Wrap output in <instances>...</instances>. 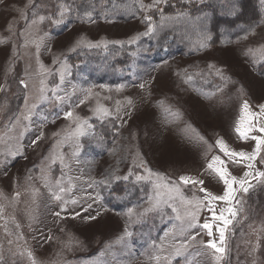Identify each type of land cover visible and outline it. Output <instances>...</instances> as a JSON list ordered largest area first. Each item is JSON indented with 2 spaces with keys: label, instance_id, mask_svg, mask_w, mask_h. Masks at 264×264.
Wrapping results in <instances>:
<instances>
[{
  "label": "rangeland",
  "instance_id": "1",
  "mask_svg": "<svg viewBox=\"0 0 264 264\" xmlns=\"http://www.w3.org/2000/svg\"><path fill=\"white\" fill-rule=\"evenodd\" d=\"M206 1L194 0L197 3ZM258 1L264 11V2ZM148 2L150 0H145V3ZM58 3V0H33L30 5L29 0H0V40L4 41L0 43V85L5 88L0 91V106L6 107L5 111L0 112V129L8 117L23 110L24 90L20 87L19 80L24 78L28 65H31L32 70L36 68L35 57L23 54L34 53L35 48L19 47L23 43L19 33L27 22L22 18L21 12L32 19V10L39 5L36 8L38 14H54L58 10ZM141 16L139 13L127 21L102 19L64 26L67 16L61 25L55 26L48 21L41 25L42 32L49 33L47 44L51 48L50 52L42 50L40 59L45 65L55 68L53 57L66 59L67 63L70 55L78 54L82 58L73 64V68L68 63L71 74L66 76L65 88L70 91L73 85L81 88L94 86L93 91L100 93L99 102L110 111H115L117 100L121 101L123 107L121 119H97L93 116L90 109L96 106V98L75 109L82 117L90 118L92 128L87 136L81 138L79 162H73L71 171L68 172L74 185L70 196L79 202L69 204L66 211L61 213L64 219H60L53 213L60 211L61 202L52 200L38 180L29 181L27 177L39 175L41 161L53 143L52 133L68 124L63 119V111L68 106L65 104L57 108L50 103L41 105L21 141L24 145L23 155L0 165V192L7 197L0 198V205L4 206L6 219L15 217L16 222L21 225L16 229L14 224L8 223L9 230L13 232L11 237L0 227V255L3 256L4 264H30L26 256L13 255L24 249L32 251L37 264H148V244L152 239L158 240L171 227V220L165 219L162 222L157 216H149L143 222L131 225L130 230L134 232L131 247L125 249L115 243L128 220L124 213L128 208L144 205L146 200L147 186L134 183L135 173H143V169L136 168L132 163L133 155L139 152L149 168L165 176L178 178L180 175H189L203 179V186L208 191L221 195L223 183L206 170V164L213 155H221L226 159L215 147V141L223 138L236 151H251L254 146L253 141L239 140L234 126L244 100L249 101L256 111L264 103V63H253L252 57L246 54L247 49L264 45V17L247 34L232 41L225 39L219 46L210 45L200 51L192 50L196 40L188 49H177L174 46L177 50L172 48V51V34H166L162 38V45H158L155 36H151L141 37L134 45L110 44L107 49L81 46L70 51L81 38L91 42L127 41L145 30L146 25L142 23ZM14 45L20 59L13 54ZM110 49L117 50L112 54ZM88 50L101 54L104 64L110 68L116 62L123 63L122 68L110 70L109 73L111 78H117L118 81L120 79V82L101 84L103 72L92 75L91 79L87 78V69L95 67L94 63L84 59L88 55L83 51ZM104 64L101 66L102 70ZM209 64L220 69L228 79H221V76L215 74V68H208ZM189 75L192 76V81L184 83ZM58 82V76L50 78V83ZM140 84L145 87L141 89ZM101 85L111 91L102 89ZM120 85L124 86L123 89L115 91ZM29 95L32 102V93ZM79 98H82V94L78 93L74 102L78 103ZM128 99L132 101L130 111L126 105ZM167 110L179 115L170 114ZM45 116L47 120L43 119ZM109 119L114 121L117 130L114 139L107 144L101 138L97 123ZM41 132L44 134L43 139L37 146H31L32 140ZM197 133L207 143L200 141ZM209 145L212 146L211 150ZM111 149L116 151L113 153ZM63 151L67 152L68 149ZM130 167L134 174L128 181L110 179L108 184L88 187L91 179L103 180L116 169L118 171H115V175L123 177L128 174ZM256 168L264 171V163H257ZM245 170L242 165H229V171L237 177L242 176ZM60 175V166L57 164L53 177ZM252 183L254 187L247 194H237L242 211L234 226L226 231L227 252L219 264H264V183ZM136 185H141L144 192L140 197L132 198ZM33 187L40 190L35 202L31 196ZM114 189L122 193L117 192L120 196L114 197V203L119 201L125 205L127 202L128 207L119 210L107 207L104 192L109 193ZM190 189L191 186L184 190L188 197L192 196ZM17 192L21 195L13 203L12 197ZM226 206L223 202H216L217 212L220 207ZM168 212L171 215L170 210ZM90 216H95L96 219H87ZM206 219H210L209 213L201 210L199 223ZM3 223L0 220V225ZM193 232L200 233L197 241L209 239L205 231L194 229ZM16 233L22 234L24 239L17 241ZM70 237L79 241V244L70 245L71 250L66 247ZM213 238L218 239L215 231ZM8 239L13 240L12 245L7 243ZM106 244H110L111 248H106ZM257 244L259 247L253 251ZM102 251L104 255L101 256ZM189 253L186 259H179L174 264H217L210 250L205 251L199 243L189 249Z\"/></svg>",
  "mask_w": 264,
  "mask_h": 264
},
{
  "label": "snow or ice",
  "instance_id": "2",
  "mask_svg": "<svg viewBox=\"0 0 264 264\" xmlns=\"http://www.w3.org/2000/svg\"><path fill=\"white\" fill-rule=\"evenodd\" d=\"M194 0H150L145 3V0H132L130 4H126L125 7L133 15L141 13V21L146 25L143 32L133 35L127 41H107L101 40L99 42L86 41L83 38L77 41L76 45L70 49L75 51L78 47L91 48H108L110 44L128 45L137 44L141 37H151L158 32L165 30L169 25H175L187 18L186 10H178L174 15H166L164 8L171 5L173 8H178L179 5H190ZM203 2V0H201ZM264 2V0H262ZM33 0H29L31 5ZM39 5L36 6L38 8ZM36 8L32 10V19L21 12V16L25 19L26 25L19 33V36L23 39V43L20 44V49H27L34 47V53H23L30 58L35 57V70H32L31 65H28L25 69L24 78L19 80L20 87L24 90V108L23 110L13 116L8 117L7 122L3 128L0 129V165L8 163L10 160H14L17 156L23 155L24 145L21 141L24 138L25 132L30 129L33 118L37 115L38 109L43 104H53L57 108H61L67 104V110L63 111V119L68 121L65 128L52 133L53 143L48 150V154L45 155L41 161L40 173L38 176H28L27 180H38L43 188H45L54 201L61 202L60 211L53 213L56 217L64 219L61 215L66 211L69 204L75 205L79 201L76 198L70 196L73 191V178L68 176V172L71 171V165L73 162L78 163V157L82 148L81 138L89 134L92 125L90 124L89 117H82L75 111L81 105H84L87 101L96 98L97 103L94 108H91L93 116L97 119H103L105 117H111L113 119H121L120 112L123 107L121 101H116L115 111H110L108 107L99 102L100 93L94 92L93 87L81 88L78 86H71L69 91L65 88L66 76L70 75V65L66 59L60 57H53V65L56 67L45 65L41 59L42 50L51 51L47 41L49 39V33L42 32L41 25L48 21L52 25L58 26L65 22V19L72 11V6L67 0H59L58 10L54 14L43 15L38 14ZM235 15V13H232ZM155 17H158L157 20ZM106 18V17H105ZM84 22H94L93 12L85 11L83 13ZM195 32L197 40L194 43L193 51H200L207 47H210V41L212 40L211 34L207 31L206 23L202 21L195 26ZM42 33V34H41ZM246 38V36L244 37ZM222 43L224 41H221ZM0 43H4L0 40ZM13 54L17 59H20V54L13 46ZM247 55L252 57L253 63H264V45L257 48L247 49ZM210 70L215 66L208 65ZM179 74V73H178ZM215 74L221 76V79L227 80L228 78L222 75L220 69L215 68ZM58 76V83H50V78ZM192 76H187L184 83H190ZM31 85V87H30ZM102 89H107L106 86L101 85ZM123 85L117 86L115 91L120 92L123 89ZM141 89L145 87L144 84H140ZM4 86L0 85V91H4ZM32 93L30 102V95ZM82 94V98H79L78 103L74 102V97L77 94ZM104 99H110V97H104ZM126 105L130 107L132 101L126 100ZM6 110V107L0 106V112ZM170 113V110H167ZM173 115H179L178 113H170ZM47 120V117H43ZM234 132L237 134V138L241 141H253L254 146L251 151L233 150L228 146L223 138H218L215 141V147L219 149L221 155H213L206 164V170L215 175L219 181L223 183V193L221 195L213 194L208 191L203 185L205 181L189 175H180L178 178H171L165 176L159 172L153 171L149 168L140 153L137 152L133 155L132 163L138 169H143V173L136 172L134 175V183L147 186L146 200L144 205L137 206V208H128L124 213L128 217L126 221L123 233L115 241L116 244L121 245L123 248L128 249L131 247V238L134 232L130 230L131 225L134 223H141L149 216H157L163 222L165 219L172 221L171 227L167 228L163 235L157 239H152L148 244L150 250L148 255V264H174L179 259H186L189 253V249L199 243L205 251L210 250L213 260L219 264V261L223 259L227 252L226 248V231L230 226H234V222L237 221L239 212L242 211L240 207L241 201L237 199L239 192L247 194L251 188L254 187L252 181L258 183H264V171L256 168L257 163H264V103L258 106V111L253 110L249 101L244 100L240 105L239 116L235 122ZM43 132L40 133L36 139L32 140L31 146H37L38 142L43 139ZM197 137L200 141H204L202 136ZM209 150L212 146L209 145ZM67 148L65 152L63 149ZM111 152H115V149H111ZM59 164L60 176L53 177L54 167ZM229 165H242L246 170L243 175L237 177L229 171ZM113 170L108 178L103 180L91 179L88 183L89 188H93L99 184H108L110 179L128 181L133 176V168H129L128 174L123 177L115 175ZM79 179V177H77ZM191 186L192 196L185 195V189ZM143 190V189H142ZM200 193L202 195L197 194ZM40 194L39 188L33 187L31 190V196L33 202ZM20 193L17 192L12 197L13 203L19 200ZM90 195V194H89ZM0 198L7 199L2 192H0ZM96 199H99L97 193ZM216 202H223L226 207H220L219 211L216 210ZM90 206V205H89ZM168 210H170L171 215ZM201 210H206L209 213L210 219H206L203 223H199V217ZM4 206L0 205V220H3L4 232L7 236L11 237L13 232L9 230L8 223L11 222L15 225L16 229H19L21 225L16 222L15 217L5 218ZM76 215H79L78 213ZM75 218V216L73 217ZM35 219V217H31ZM89 220H95V216L87 217ZM194 229H200L205 231L209 239L207 241H197L199 232H193ZM214 231L218 235V239H214ZM24 237L20 233H16V240H23ZM51 239V237H49ZM9 245L13 244L12 239H8ZM72 243L79 244L78 240L70 237L66 247H69ZM2 247V245H0ZM106 248H111L110 244L105 245ZM257 244L253 251L258 248ZM127 254V252L125 253ZM13 255H19L21 257H27L30 264H37V260L29 249H24ZM100 255H104L102 251ZM199 255V253H197ZM0 264H4L3 256L0 255ZM103 264V262H101Z\"/></svg>",
  "mask_w": 264,
  "mask_h": 264
},
{
  "label": "trees",
  "instance_id": "3",
  "mask_svg": "<svg viewBox=\"0 0 264 264\" xmlns=\"http://www.w3.org/2000/svg\"><path fill=\"white\" fill-rule=\"evenodd\" d=\"M67 2L71 4L72 11L68 15V19L64 26L71 23L84 22L83 13L85 11L93 12V20L127 21L139 14L133 15L125 7V5L130 4L132 0H67ZM173 2L178 3V1ZM178 10H186L188 14L187 18L178 24L169 25L168 28L154 35L157 39V44L162 45V38H164L166 34H172L174 37L173 44L170 45L172 51L173 49H188L192 46V43L197 40L195 26L201 21L206 23L207 31L212 36L210 45L219 46L222 44L221 41L225 42V39L226 41H232L236 37L247 34L248 31L252 30L257 25L258 21L264 17V11L258 0H207L204 3L193 2L190 5H179L178 8H173L171 5L164 8L166 15H174ZM232 13H235V15ZM174 46L177 49H175ZM116 50L117 49H110L109 51L113 54ZM83 52L88 55L85 56L84 59L95 65V67L87 69L90 73H88L87 78L91 79L93 78L92 75L96 76L103 72L104 75L100 78L101 84H111L112 82L116 83L118 81L117 78H111L109 73L110 70L115 71L118 68H122L124 65L123 63L116 62L113 67L110 68L104 64V58H102V55L98 52L93 50ZM91 57H93V59ZM79 59L82 58H80L78 54L70 55L68 57V63L73 68V64L80 61ZM103 64L104 71L101 68ZM118 82H120V79ZM97 126L101 138L106 141L107 144L111 143L114 139L115 131L117 130L114 121L110 119L104 120L103 122L97 123ZM142 189L141 185H136L133 189L134 194L131 195L132 198L140 197L144 192ZM117 192L120 191L114 189L109 193L104 192V196L106 197L104 202L107 207L115 210L128 207L127 202L125 205L119 201L114 203V197L120 196Z\"/></svg>",
  "mask_w": 264,
  "mask_h": 264
}]
</instances>
